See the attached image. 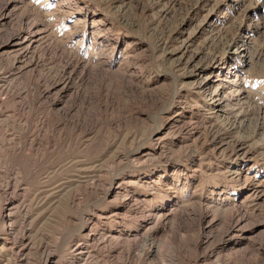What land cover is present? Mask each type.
I'll list each match as a JSON object with an SVG mask.
<instances>
[{
  "label": "rangeland",
  "instance_id": "374dc122",
  "mask_svg": "<svg viewBox=\"0 0 264 264\" xmlns=\"http://www.w3.org/2000/svg\"><path fill=\"white\" fill-rule=\"evenodd\" d=\"M4 198L0 264H264V0H0Z\"/></svg>",
  "mask_w": 264,
  "mask_h": 264
},
{
  "label": "bare ground",
  "instance_id": "6f19581e",
  "mask_svg": "<svg viewBox=\"0 0 264 264\" xmlns=\"http://www.w3.org/2000/svg\"><path fill=\"white\" fill-rule=\"evenodd\" d=\"M15 207H17V205H15V201L12 198H4L0 201V229H7L9 231L8 236L0 238V251L9 250L12 252V256H14L15 260H19L22 256L28 258L30 254L29 251L32 249V240L30 237L24 240L23 237L25 234L20 236L19 233L15 235L12 233V226L14 225L12 222V215ZM8 245L10 246L8 247ZM155 249L157 251V248L154 245H150L148 247V252H154ZM36 250L38 253V260L36 259L37 263L35 262L36 264H58L48 243L45 242L44 239L39 240ZM73 252L77 255H74V258L68 260V264H82L81 260L86 261V255L83 254L85 253L84 248L78 239L75 241ZM76 257H78V259H76Z\"/></svg>",
  "mask_w": 264,
  "mask_h": 264
}]
</instances>
